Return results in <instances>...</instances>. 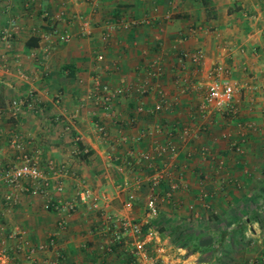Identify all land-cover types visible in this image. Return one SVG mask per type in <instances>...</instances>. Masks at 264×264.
Listing matches in <instances>:
<instances>
[{
	"label": "crops",
	"instance_id": "obj_1",
	"mask_svg": "<svg viewBox=\"0 0 264 264\" xmlns=\"http://www.w3.org/2000/svg\"><path fill=\"white\" fill-rule=\"evenodd\" d=\"M218 62L235 111L202 116ZM28 91L37 106L11 114ZM12 140L66 171L61 190L0 179V264H128L132 236L105 253L101 215L139 218L150 189L159 264H264V0H0V170L18 161ZM47 196L75 200L63 227Z\"/></svg>",
	"mask_w": 264,
	"mask_h": 264
},
{
	"label": "built area",
	"instance_id": "obj_2",
	"mask_svg": "<svg viewBox=\"0 0 264 264\" xmlns=\"http://www.w3.org/2000/svg\"><path fill=\"white\" fill-rule=\"evenodd\" d=\"M8 3L12 0H6ZM100 57V55H98ZM200 57V53H196L194 58L197 59ZM152 75H156L157 71H152ZM229 68L222 63H214L209 69V79L204 91V94L200 101L197 104V111L200 115L204 116L207 113L213 111L233 113L235 111V105L233 102V83L229 80ZM111 93L102 91L100 95L101 105L104 109H107L111 103ZM27 106L29 108L35 107L36 99L33 96L31 91L25 96H16L10 99L7 110L11 114L21 107ZM164 106L163 99L160 96L151 106L152 110H158ZM139 111L142 110L141 106H138ZM97 130L100 133H104L105 129L103 125H97ZM74 138H77L75 136ZM13 144L18 148L19 155L18 161L4 165L0 170V179H2L7 185L11 187H16L20 185L22 179L27 178L31 179L33 182L40 187V190H46L48 185L49 178L54 179L53 188L55 190L62 189L61 176L66 171L65 163H55L52 160H48L45 167H40L36 161L33 154L25 151L16 140H12ZM202 150L205 149L202 148ZM165 151L164 147L156 149V153H163ZM169 152L174 153V148L171 147ZM150 153L147 151L140 152L139 158H148ZM221 163V160H218ZM165 174V169L160 167L157 168L153 177L151 178L152 185L154 186L158 180ZM81 180L77 181V186L81 184ZM177 188L176 181L168 185L167 190H165V195L169 196L173 190ZM47 193V192H43ZM77 193L81 195V198H87L90 195V190L87 187L81 186L77 189ZM155 192L150 189V194L153 196ZM148 196L149 198L146 201L144 211L139 218H130L122 215H116L109 212H103L101 217L103 224L101 226L102 233H104L105 240L102 242L100 247L105 253L111 251V246L115 243L120 242L124 235H131L132 241L128 250L129 261L128 264H159L158 256L152 254L146 246V240L142 233V227L145 222L153 217L156 213L157 208L153 201V197ZM4 198L9 199L10 193H6ZM46 205L49 208L56 211L58 214L56 219V226L58 228L63 227L64 225V214L70 212L75 206V200L72 198L64 200H52L49 196L46 198ZM54 244L53 238H49L47 243H40L38 247H49ZM157 251L159 248L156 249ZM49 264H55L51 262Z\"/></svg>",
	"mask_w": 264,
	"mask_h": 264
}]
</instances>
